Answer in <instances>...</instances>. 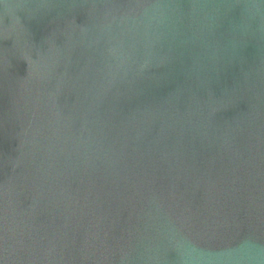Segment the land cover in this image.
Masks as SVG:
<instances>
[{"label":"water","instance_id":"water-1","mask_svg":"<svg viewBox=\"0 0 264 264\" xmlns=\"http://www.w3.org/2000/svg\"><path fill=\"white\" fill-rule=\"evenodd\" d=\"M0 264H264V0H0Z\"/></svg>","mask_w":264,"mask_h":264}]
</instances>
